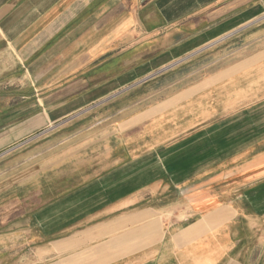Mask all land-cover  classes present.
<instances>
[{
  "label": "crops",
  "instance_id": "obj_1",
  "mask_svg": "<svg viewBox=\"0 0 264 264\" xmlns=\"http://www.w3.org/2000/svg\"><path fill=\"white\" fill-rule=\"evenodd\" d=\"M261 20L264 0H0V154L128 92L65 197L66 261L264 264V29L178 68Z\"/></svg>",
  "mask_w": 264,
  "mask_h": 264
},
{
  "label": "rangeland",
  "instance_id": "obj_2",
  "mask_svg": "<svg viewBox=\"0 0 264 264\" xmlns=\"http://www.w3.org/2000/svg\"><path fill=\"white\" fill-rule=\"evenodd\" d=\"M262 29L264 20L254 22L239 33L204 47L178 68L200 66L199 73L206 72L215 55L228 54ZM126 94L93 109L84 119L79 116L52 126L47 132H40L41 136L37 134L20 147L0 154V264L79 261V256L66 261L70 256L66 253L72 249L68 242L82 228L77 223L73 228L66 227L68 217L76 215L67 208H74L76 203L69 207L65 197L97 171L98 150L87 146L103 137L105 125L99 120L104 110L127 102ZM80 252L76 250L74 254Z\"/></svg>",
  "mask_w": 264,
  "mask_h": 264
},
{
  "label": "built area",
  "instance_id": "obj_3",
  "mask_svg": "<svg viewBox=\"0 0 264 264\" xmlns=\"http://www.w3.org/2000/svg\"><path fill=\"white\" fill-rule=\"evenodd\" d=\"M43 133H40V134H38L37 136H41ZM36 136V137H37ZM22 144H20V145H18V146H16L15 148H17V147H20ZM15 148H13V149H15ZM12 150V149H11Z\"/></svg>",
  "mask_w": 264,
  "mask_h": 264
}]
</instances>
